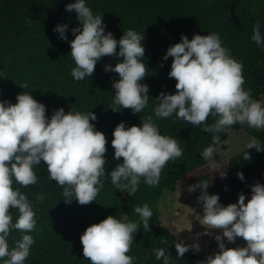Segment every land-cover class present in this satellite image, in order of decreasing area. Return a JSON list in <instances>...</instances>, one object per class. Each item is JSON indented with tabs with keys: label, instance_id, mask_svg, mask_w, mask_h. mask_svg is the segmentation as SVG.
<instances>
[{
	"label": "clouds",
	"instance_id": "clouds-1",
	"mask_svg": "<svg viewBox=\"0 0 264 264\" xmlns=\"http://www.w3.org/2000/svg\"><path fill=\"white\" fill-rule=\"evenodd\" d=\"M66 11L77 13L82 27L72 29L75 39L70 41L71 57L76 67L71 75L81 81L92 77L97 63L104 56L122 58L121 62L105 65L106 72L117 73L113 82V103L134 114L142 113L149 104V85L142 83L146 77L145 36L135 30L124 32L116 39L106 32L103 15L94 14L86 0H75L66 5ZM67 25H57L53 31L67 40ZM252 41L264 48L261 24L253 28ZM119 46V51L117 48ZM172 57L170 78L177 81L175 94L162 91L155 99V117H175L193 126H203L213 134L212 145L201 153L202 158L215 159L213 145L221 143L220 133H226L237 124L264 129V102L252 98L251 90L244 88L243 63L237 61L229 49L222 45L218 34H196L189 40L182 35L181 42L171 45L163 57ZM163 66V65H161ZM0 71V77H4ZM27 88V85L21 86ZM16 103L0 100V261L3 264H25L35 244L32 233L37 226L36 212L27 195L18 187L38 183L34 169L44 162L47 179L63 188V201L74 199L81 205L96 201L103 187L108 151L107 138L91 121L97 120L94 112H65L60 108L49 118L46 106L32 94L23 92ZM111 109L118 111L117 107ZM215 117L213 125L206 123ZM111 146L113 159L120 161L108 173L112 185L122 193L134 196L141 179L149 187L158 186L161 174L169 161H175L183 152L176 139L163 135L149 116L142 125L128 127L125 122L116 126ZM264 151L255 139L247 149ZM246 158L249 157L247 152ZM244 181L243 172L237 173ZM226 173L221 174L223 178ZM208 185H191L189 192L201 190L198 203L202 207V225L205 231L198 235H212L218 243V251L198 264H264V184L251 185V198L239 194L238 203L224 206L218 194H209ZM74 197V199H73ZM38 199H44L41 194ZM247 199V202H246ZM18 212L15 222L11 210ZM143 227L150 229L153 212L148 204L134 209ZM136 222H123L116 216H108L92 224L82 233L83 257L90 264H135V257L128 255L138 232ZM21 233V239L10 247L13 231ZM179 235V234H177ZM175 235V236H177ZM235 243L237 238L246 241L244 247L230 248L225 243ZM177 258H183L190 250L200 251L198 243L189 245L182 239L175 243ZM156 260L171 264L168 249H154Z\"/></svg>",
	"mask_w": 264,
	"mask_h": 264
},
{
	"label": "trees",
	"instance_id": "trees-1",
	"mask_svg": "<svg viewBox=\"0 0 264 264\" xmlns=\"http://www.w3.org/2000/svg\"><path fill=\"white\" fill-rule=\"evenodd\" d=\"M74 2L0 0V71L4 75L0 77V100L14 104L18 94L27 92L46 106L49 118L60 108H64L66 113L72 110L81 113L92 111L97 120L91 123L106 135L108 141L106 174L101 177L103 187L96 201L86 205L79 204L74 197L71 203L63 201V188L47 179L44 162L34 169L37 184L28 187L14 184L27 195L37 218L36 229L30 233L35 244L25 264H90L83 257L80 237L87 227L108 216H116L123 222L127 218L128 222L139 225L128 253L136 258L135 264H163L153 253L154 249L160 248L171 253V264H198L206 258L195 250L177 258L175 243L181 238L161 225L160 199L166 191L175 192L179 182L207 184V191L218 194L224 206L238 203L241 192L250 199V186L264 184V151L246 150L231 158L217 175L211 170L200 175L199 171L208 166L201 153L212 145L213 134L205 132L203 126H193L175 115L166 119L155 117V99L160 93L176 92L177 81L168 75L173 58L164 61L163 57L171 45L181 42L182 35L191 40L196 34L216 33L222 45L243 63L244 88L251 90L253 99L261 101L264 98V48L258 47L251 37L256 23L261 24V32L264 33V0H86L94 14L103 15L106 32H111L116 39L129 29L145 36L143 63L146 65V77L142 83L149 85L150 98L142 113L136 114L113 103V82L119 76L106 72L105 65L115 66L122 58L104 56L91 78L77 81L72 77V69L76 67L70 54V41L75 39L72 29L82 27L78 14L66 11V5ZM58 24L68 26L67 40L60 39L59 33L53 31ZM25 84L27 88L24 89L21 86ZM114 106L118 111L111 109ZM149 116L153 117L161 134L177 140L183 154L166 164L158 186L149 187L142 178L139 190L132 197L111 183L108 173L123 160L113 159L111 141L114 129L121 122L128 127L140 126L142 119ZM216 119L210 115L206 123L213 125ZM242 130L254 136L264 148V131L250 128L247 124H237L232 130L220 133L222 141L213 145L214 148L224 144L231 132ZM247 152L249 159L246 158ZM239 172H243L244 181L238 178ZM223 173L226 176L222 178ZM41 194L44 197L42 201L38 199ZM144 204H148L153 212L150 229L143 227L134 211ZM11 214L15 222L19 215L17 210L12 209ZM19 239L21 233L14 230L9 237L10 247Z\"/></svg>",
	"mask_w": 264,
	"mask_h": 264
},
{
	"label": "rangeland",
	"instance_id": "rangeland-1",
	"mask_svg": "<svg viewBox=\"0 0 264 264\" xmlns=\"http://www.w3.org/2000/svg\"><path fill=\"white\" fill-rule=\"evenodd\" d=\"M261 101L264 102V98ZM257 130L264 131V129ZM251 139H255L260 144L254 136L243 130L231 132L226 142L216 148L215 159H207V168L199 171V174L202 175L211 170L217 175L222 167H226L231 158L248 150L247 144ZM219 179L221 180V178ZM189 186H191L189 182H179L175 192H165L159 202L160 223L173 234H179L177 235L179 238L185 239L191 245L198 243L200 245L199 252L207 258L208 255L218 251V243L214 238L218 231H214L212 235H198L202 234L205 231L204 227H206L202 225L203 212L198 203V197L202 193L199 188L194 192H189ZM124 222H128L127 218L124 219ZM225 243L228 247L234 248L244 247L247 242L243 238H237L235 243H228L225 238Z\"/></svg>",
	"mask_w": 264,
	"mask_h": 264
}]
</instances>
